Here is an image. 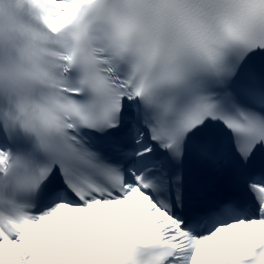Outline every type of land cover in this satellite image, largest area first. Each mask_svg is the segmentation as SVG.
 Listing matches in <instances>:
<instances>
[{"label":"snow or ice","instance_id":"6c2138e0","mask_svg":"<svg viewBox=\"0 0 264 264\" xmlns=\"http://www.w3.org/2000/svg\"><path fill=\"white\" fill-rule=\"evenodd\" d=\"M25 3L35 37L76 55L51 85L47 178L0 225V264H240L264 248V0ZM109 29L173 42L172 71L138 84L89 54Z\"/></svg>","mask_w":264,"mask_h":264},{"label":"clouds","instance_id":"9594fccd","mask_svg":"<svg viewBox=\"0 0 264 264\" xmlns=\"http://www.w3.org/2000/svg\"><path fill=\"white\" fill-rule=\"evenodd\" d=\"M33 9L25 0H0V124L9 139L22 132L35 142L34 150L8 148L0 161V225L21 221L35 207L34 198L47 178L41 158L53 135L50 112L55 98L51 86L62 60L76 55L32 32ZM70 39L71 37H66ZM103 52L109 67L137 83L162 82L172 71L174 44L148 32L120 36L115 29L94 30L89 54ZM240 264H264V248L240 257Z\"/></svg>","mask_w":264,"mask_h":264}]
</instances>
